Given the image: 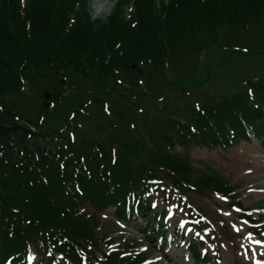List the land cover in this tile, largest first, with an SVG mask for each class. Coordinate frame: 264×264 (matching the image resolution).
<instances>
[{"label":"trees","instance_id":"16d2710c","mask_svg":"<svg viewBox=\"0 0 264 264\" xmlns=\"http://www.w3.org/2000/svg\"><path fill=\"white\" fill-rule=\"evenodd\" d=\"M90 6L88 0H0V264H30L31 250L41 254L40 264L43 255L49 258L42 264H55L53 253L63 264L127 262L122 252H103L112 239L98 234L97 214L114 209L116 218L140 221L158 235L165 233L164 212L152 207V181L180 196L234 190L174 153L176 146L225 150L250 137L264 145V71L184 120L154 121L150 146L118 128L130 124L133 99L155 97L151 78L175 86L168 74L186 51L216 49L222 35L264 23V0H119L107 23L91 21ZM60 78L74 85L73 99L63 97L53 109L40 105L23 122L11 98L36 85L54 89ZM91 104H105L110 120L96 119L92 131L77 124L71 136L67 119ZM59 108L62 115L50 125ZM191 251L205 261L195 246Z\"/></svg>","mask_w":264,"mask_h":264},{"label":"rangeland","instance_id":"374dc122","mask_svg":"<svg viewBox=\"0 0 264 264\" xmlns=\"http://www.w3.org/2000/svg\"><path fill=\"white\" fill-rule=\"evenodd\" d=\"M229 35L231 34L222 35L224 41H221L222 44L216 49L188 50L181 55L178 64L168 74L169 79L174 80L175 86L168 84L163 87V82L151 78L148 84L156 85L157 91L150 90L155 97L133 99L135 109H131L133 115L128 114V117L132 116L128 119L130 124L119 125L118 128L130 138L150 146V136L156 139L155 122L159 125L171 117L184 120L189 117V112L211 103L215 96L239 92L247 78L256 79L262 75L264 23L255 25L250 32L237 30L233 35ZM230 48L242 53L230 54L227 52ZM209 66L213 71L203 74ZM143 74L144 72H141L140 75ZM74 79L76 78L71 79L74 83L88 84L87 80ZM59 80L61 84L55 85L57 87L54 89L48 90L36 85L25 94L11 98L10 103L18 111L23 122L33 120L40 105L53 109L57 106L55 101H60L63 97H67L65 102L73 99L71 95L74 92V85L63 78ZM178 83L179 86L176 85ZM44 92L50 93L49 101L44 100L42 95ZM59 109L49 119L50 125L57 122L60 113L62 115L63 110ZM128 109L130 108L126 107L125 111ZM106 114L105 104L103 108L91 104L87 110L83 109L80 115L75 113L67 119V130L73 133L77 124H80V129L92 131L96 119L100 124L110 120L104 119ZM173 151L198 169L211 170L222 180L227 181L229 186L235 185L237 188L235 187L230 194L232 200L214 193L205 195L195 191L179 198L175 193H169L165 184L157 183L155 197L158 207L155 210L159 213L164 207L165 213L167 212L165 224L167 233L171 236L167 244L161 247L146 237H137L136 230L144 229L146 225L140 227L134 220L129 223L116 221L113 218V210L107 209L103 214H97L99 217L97 232L115 239L111 246H104L103 252L123 250L127 251L125 256L143 252L145 261L141 264H195L187 253L186 246L198 243L200 253L206 256V264H264V210L261 209L264 207V145L254 140L249 144L239 143L237 146L220 150L188 144L176 146ZM234 200L239 202L241 209L232 206ZM188 202L191 206L187 205ZM196 211H199L202 217ZM84 212H89V209L84 208ZM246 214L256 222L252 223L253 226L243 217ZM197 219L199 220L196 221ZM202 221L207 225L205 226ZM251 226L258 228L257 234L250 229ZM130 243L131 248L127 250L125 246ZM31 254L33 263L40 259L41 254L38 250H33ZM96 256L101 258L100 253ZM43 257L47 258L46 255ZM55 261L62 264L58 255H55Z\"/></svg>","mask_w":264,"mask_h":264},{"label":"clouds","instance_id":"9594fccd","mask_svg":"<svg viewBox=\"0 0 264 264\" xmlns=\"http://www.w3.org/2000/svg\"><path fill=\"white\" fill-rule=\"evenodd\" d=\"M119 0H88L90 7H87L91 21L100 20L107 23L109 18L114 14ZM132 11V9H129Z\"/></svg>","mask_w":264,"mask_h":264},{"label":"water","instance_id":"95a60500","mask_svg":"<svg viewBox=\"0 0 264 264\" xmlns=\"http://www.w3.org/2000/svg\"><path fill=\"white\" fill-rule=\"evenodd\" d=\"M43 96H44V98H45L46 100H49V99L51 98V95H50L49 93H47V92H45V93L43 94Z\"/></svg>","mask_w":264,"mask_h":264},{"label":"snow or ice","instance_id":"6c2138e0","mask_svg":"<svg viewBox=\"0 0 264 264\" xmlns=\"http://www.w3.org/2000/svg\"><path fill=\"white\" fill-rule=\"evenodd\" d=\"M237 211H240L239 209H237ZM245 223H247L246 221H245ZM197 235H199V234H197ZM257 243H259V241H257Z\"/></svg>","mask_w":264,"mask_h":264}]
</instances>
